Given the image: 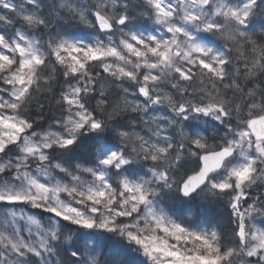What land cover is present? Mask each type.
<instances>
[{
  "label": "snow or ice",
  "instance_id": "obj_1",
  "mask_svg": "<svg viewBox=\"0 0 264 264\" xmlns=\"http://www.w3.org/2000/svg\"><path fill=\"white\" fill-rule=\"evenodd\" d=\"M0 264H264V0H0Z\"/></svg>",
  "mask_w": 264,
  "mask_h": 264
},
{
  "label": "trees",
  "instance_id": "obj_2",
  "mask_svg": "<svg viewBox=\"0 0 264 264\" xmlns=\"http://www.w3.org/2000/svg\"><path fill=\"white\" fill-rule=\"evenodd\" d=\"M42 102L45 103V111L47 112V102L43 101V100H42ZM53 112H54V114L58 115V113H55V110H53ZM197 202L201 206L200 207V211H201L200 215L202 217L213 218V219H216L219 222L224 223V224L227 223V215H228L227 210H223V209L220 210L216 206L215 210L213 211V213L212 214L210 213V215H207L208 207H210L211 205H214V204H208V203L201 202V201L197 200V201L192 202L191 205H187V204H184V203H177V204L174 203V205L177 206L175 208L177 209V211L179 213H183L185 216L191 218L189 216V213L192 212V208L194 209V211L197 210ZM206 215H207V217H206Z\"/></svg>",
  "mask_w": 264,
  "mask_h": 264
},
{
  "label": "bare ground",
  "instance_id": "obj_3",
  "mask_svg": "<svg viewBox=\"0 0 264 264\" xmlns=\"http://www.w3.org/2000/svg\"><path fill=\"white\" fill-rule=\"evenodd\" d=\"M170 203L172 204L173 207H177L176 205H174V203L177 204V203H183V202H181V201H179V200H174V201H171ZM179 205H180V204H179ZM214 205H216V206L218 207V209H220V210L222 209L221 206H220L219 204H218V205H217V204H214ZM174 209H175V208H174ZM208 210H211V207H208Z\"/></svg>",
  "mask_w": 264,
  "mask_h": 264
},
{
  "label": "rangeland",
  "instance_id": "obj_4",
  "mask_svg": "<svg viewBox=\"0 0 264 264\" xmlns=\"http://www.w3.org/2000/svg\"><path fill=\"white\" fill-rule=\"evenodd\" d=\"M175 208V207H174ZM175 211L177 212V213H179L178 211H177V209L175 208Z\"/></svg>",
  "mask_w": 264,
  "mask_h": 264
}]
</instances>
